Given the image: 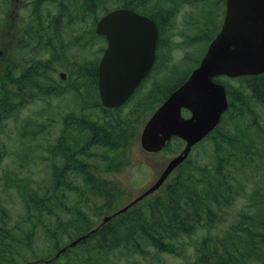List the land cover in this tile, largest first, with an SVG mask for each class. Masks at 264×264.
<instances>
[{
  "label": "rangeland",
  "instance_id": "obj_1",
  "mask_svg": "<svg viewBox=\"0 0 264 264\" xmlns=\"http://www.w3.org/2000/svg\"><path fill=\"white\" fill-rule=\"evenodd\" d=\"M102 1H94L92 7L85 8L81 13L79 9L81 5L73 0H0V67L5 64L8 57L14 59V56L19 53L18 58L14 59L17 64L14 78L22 77L23 70H28L29 72L26 73L29 75L33 73L40 77L34 79L39 80L37 83L32 80L25 83L26 99L21 102L22 104L16 103L19 100H15L12 104L13 115L8 120L0 122V130H2L0 134V153H2L0 213L2 209L7 211L10 218V220L5 218L7 226L23 224L29 215L25 207V199L18 186L25 190L33 187L42 193L41 195L50 193L54 172L60 169L58 175L61 178L62 168L68 164L63 152L68 153L74 145H65L64 150L58 155H53V152L49 150L55 147L57 142L59 148L63 147H60V135L66 129L65 117L68 116L69 119L70 115L74 114L77 121L82 112V102L86 103L84 97L87 94L85 88H88V85H81V80L78 84L77 74L85 62L96 63L101 58L106 42L95 34L96 21L107 9L114 8L120 0L107 1L104 6ZM224 3L225 0H148L145 9L156 17L160 18V14L164 11L168 12L169 9L175 12V9H179V12L171 14L167 23L163 25L164 44L162 42L161 57L155 74L139 90L137 99L117 113L122 119L121 122H124L126 126L129 123L132 127V130L126 131V138L124 134L114 136L121 141L123 137V145L124 139L129 137L126 140L129 142L127 157L131 163L122 171L114 169L117 167L116 163L110 160L103 163L97 162V158H103L106 148L101 150L99 147L92 146L88 149L91 155L89 158L94 161L99 170L98 174L94 173L96 178L105 183L113 180L120 181L127 192L126 198L121 200V206L103 212V216L94 219L93 228L98 226L104 217L112 215L149 189L174 157L171 152L176 144L168 151L161 153L147 152L141 146V132L154 113V109L160 104V97L156 95L158 89L155 87L160 83L162 87L178 82L198 63L206 49L207 39L215 32L216 27H221L223 23ZM13 12L21 14L23 19L29 17L30 26L32 23L43 21L49 35L44 38V34L39 35L38 31V35L44 39H36L30 35L31 28L25 33L14 35L12 22L15 13L13 15ZM56 18H64L63 27L60 23L57 30H52L50 27L56 26V22L53 21ZM80 18L84 19L79 22ZM201 24L203 27H199ZM209 24L212 25L209 27ZM195 28H201V30L198 31ZM33 39L36 40L33 42ZM21 47H23L22 52H15L16 48ZM20 58L24 60L20 61ZM30 58L31 61H27ZM33 61L35 70H30ZM61 72L66 73L65 80L61 79ZM248 84L250 83L247 79L229 83L234 96L231 111L234 112L228 115L225 124L233 131L232 120L238 118V114L245 113L246 118H240V124L254 132L255 135H252V138L256 143L254 145L247 143V148L251 149V163L247 161L248 167L244 171L239 172L242 162L239 164L234 160L228 163V170L234 173L233 184L242 186L237 198L234 201L230 200L227 207L229 212L227 221L219 224L215 232L226 230L227 226L235 223L234 215L241 210L256 214L264 213L263 206L250 203V198L253 199L259 194L264 196V142L257 138L264 137V101L255 97L251 86L253 83ZM17 85L18 81L14 83L15 87ZM149 98L152 99L149 100ZM242 110L244 113L241 112ZM68 122L69 128H74L76 123ZM74 134L65 132V135L69 137ZM183 148L184 145L178 149L177 154ZM216 155L217 151L213 142L206 140L193 148L189 159L199 170L201 167L214 165ZM176 173L167 180L162 189L149 197L163 196L166 186ZM68 176L71 177L72 174L67 173ZM72 177L71 179H75L74 176ZM130 211L134 209L131 207ZM24 226L29 230L28 226ZM207 234L209 233L204 229H200L191 237L181 240L184 258L152 251L153 255L147 259H140L137 254L123 250L112 253L108 264H187L194 261L195 247ZM29 236L32 240L30 246L21 248L26 258H22L17 264H46L45 261L51 258L54 260L51 264H78L77 250L59 254L71 240L64 241L62 245L54 244L44 230ZM185 255L189 257L188 260Z\"/></svg>",
  "mask_w": 264,
  "mask_h": 264
},
{
  "label": "trees",
  "instance_id": "obj_2",
  "mask_svg": "<svg viewBox=\"0 0 264 264\" xmlns=\"http://www.w3.org/2000/svg\"><path fill=\"white\" fill-rule=\"evenodd\" d=\"M73 1L81 5L79 8L81 13L85 8L92 7L94 1L101 2V0ZM107 1L113 2L114 0H103L102 5L104 6ZM147 2L148 0H120L115 7L130 8L157 21L160 29L157 47L158 63L163 42V25L167 23L169 16L179 12V9H175L176 12L172 9H169L168 12L164 11L159 18L145 9ZM83 19L80 18L78 21L81 22ZM211 25L209 24V27ZM45 27L43 21L32 23L30 35L43 40L49 35ZM199 27H203V25L201 24ZM195 29L201 30V28ZM219 30L220 27H216L215 32L209 36L206 48ZM38 31L39 35L44 34V38L38 35ZM36 39H33V42ZM21 50L23 47L16 48L15 52H22ZM18 54L14 56V59L18 58ZM14 59L8 57L5 64L0 67V122L8 120L13 115L14 106L12 104L15 100H19L16 103L22 104L21 102L26 99L25 83L30 80L37 83L39 80L35 81L34 79L40 78L33 73L29 75L26 73L28 70H23L22 77L14 78L17 65ZM23 60L20 58V61ZM27 61H31V58ZM33 65L34 61L30 65V70H35ZM196 65L194 66L196 67ZM97 67L98 61L96 63L85 62L81 73L78 72L77 83L79 84L81 80V85H88V88H85L86 103L82 102V112L77 121L74 114L70 115L69 119L68 116L65 117L66 129L60 135V147H63L59 148L57 142V145L49 150L53 152V155H58L60 151L64 150L65 145H74L69 149V154L63 152L68 164L62 168L61 178L58 175L60 170L58 169L54 172L52 191L43 195L33 187L27 188L28 191L20 185L18 186L25 199V207L29 211L28 218L23 224L7 226L5 218L8 220L10 218L7 211L1 210L0 264H17L22 258H26L25 254L21 252V248L30 246L32 240L29 234H37L44 230L46 236L57 245L88 234L94 227L95 218L103 216V212L121 206V200L126 198V189L122 187L120 181L113 180L105 183L96 178L94 173L98 174L99 170L94 161L89 158L91 155L88 153V149L92 146L99 147L101 150L106 148L103 158H97V162L103 163L110 160L116 163L117 167L114 169L122 171L131 163L127 157L129 142L126 140L129 137L124 139L123 145V137L121 141L114 136L124 134V138H126V131L132 130L129 123L126 126L124 122H121L122 119L117 113L136 100L139 91L127 105L121 108L114 110L103 108L98 92ZM190 71L188 70V73L176 83L166 84L162 87L161 83L156 85L155 89H158L156 95L160 97L159 103L181 85ZM245 79L250 84L253 83L251 86L255 97L264 101V74ZM16 81H18L17 87L14 86ZM220 81L228 88L231 104L220 125L207 139L210 140V143L213 142L217 151L213 161L215 164L201 167L198 170L192 165L190 159L187 160L168 183L163 196L144 198L132 207L134 211L129 212L128 210L111 219L100 226L97 231L90 233L76 246L70 248L68 250L70 252H74V249L79 252L78 264H108L109 256L112 253L123 250L137 254L140 259H147L153 255L152 251L184 258L181 240L191 237L200 229H204L209 234L196 245L194 261L187 262V264H264V213L257 212L256 214L248 210H241L234 215L235 223L227 226L226 230L215 232L219 224L227 221L229 215L227 207L230 200L234 201L237 198L242 186L233 184L234 173L228 170V163L234 160L239 164L242 162L239 172L244 171L248 167L247 161L251 163V149L247 148V143L250 145L256 143L252 138V135H255L254 132L240 124L239 119L246 118L243 110L241 112L244 114H238L239 117L231 122L234 130L226 127V118L231 112H234L231 111L234 96L229 86L232 80L221 79ZM151 99L149 98V100ZM68 121H73V123L76 121L74 128H69ZM65 132L76 135L69 137L65 135ZM1 133L2 130H0ZM257 138L262 143L264 142L263 136ZM174 144L176 147H173L171 153L175 155L183 142L179 138H174L168 143L166 151ZM76 147L77 149H75ZM1 159L2 153H0ZM67 173L72 174L75 179H71L72 176L67 177ZM80 173L81 175H79ZM250 203L264 208V196L256 195L253 199L250 198ZM24 225L28 226L29 230ZM185 256L188 260L189 257Z\"/></svg>",
  "mask_w": 264,
  "mask_h": 264
},
{
  "label": "water",
  "instance_id": "obj_3",
  "mask_svg": "<svg viewBox=\"0 0 264 264\" xmlns=\"http://www.w3.org/2000/svg\"><path fill=\"white\" fill-rule=\"evenodd\" d=\"M96 31L108 42L99 64L101 101L106 108H118L128 101L151 69L158 28L150 18L123 8L106 14ZM261 73H264V0H226L221 31L211 42L199 67L155 111L141 136V145L149 152L162 150L172 136L184 139L185 149L169 162L151 188L105 218L104 223L158 190L187 159L192 147L217 126L228 100L225 86L215 82L216 77ZM183 109L190 111L191 117L185 118Z\"/></svg>",
  "mask_w": 264,
  "mask_h": 264
},
{
  "label": "flooded vegetation",
  "instance_id": "obj_4",
  "mask_svg": "<svg viewBox=\"0 0 264 264\" xmlns=\"http://www.w3.org/2000/svg\"><path fill=\"white\" fill-rule=\"evenodd\" d=\"M43 1H47V0H43ZM31 8V7H30ZM15 13V16L13 18V22H12V29H13V33L14 35L17 36V34H21V33H25L27 30H29L31 28V26L29 25L30 23V18L27 17V18H24L21 16V14H19L18 12H13V15ZM12 15V16H13ZM53 21H55V25L56 26H51L50 29L52 30H57L58 27L60 26V23L63 27V21H64V18H56V19H53ZM156 21V20H155ZM157 22V21H156ZM59 24V26H58ZM158 24V23H157ZM104 54V53H103ZM102 54V55H103ZM102 57V56H101ZM99 66V65H98ZM97 69L99 70V67H97ZM151 79V73L148 75V78L144 81V83L147 81L149 82ZM146 82V83H147Z\"/></svg>",
  "mask_w": 264,
  "mask_h": 264
},
{
  "label": "bare ground",
  "instance_id": "obj_5",
  "mask_svg": "<svg viewBox=\"0 0 264 264\" xmlns=\"http://www.w3.org/2000/svg\"><path fill=\"white\" fill-rule=\"evenodd\" d=\"M222 196V195H221ZM224 197V196H223Z\"/></svg>",
  "mask_w": 264,
  "mask_h": 264
}]
</instances>
